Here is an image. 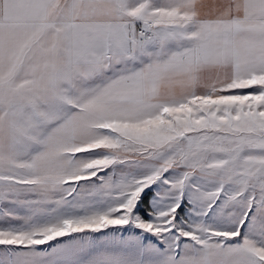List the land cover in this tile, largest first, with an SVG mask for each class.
Wrapping results in <instances>:
<instances>
[{"label":"snow or ice","instance_id":"obj_1","mask_svg":"<svg viewBox=\"0 0 264 264\" xmlns=\"http://www.w3.org/2000/svg\"><path fill=\"white\" fill-rule=\"evenodd\" d=\"M0 264H264V0H0Z\"/></svg>","mask_w":264,"mask_h":264}]
</instances>
